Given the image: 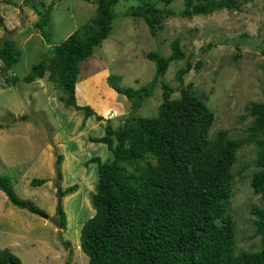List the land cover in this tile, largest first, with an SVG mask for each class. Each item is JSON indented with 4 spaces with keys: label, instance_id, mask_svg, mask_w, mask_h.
Here are the masks:
<instances>
[{
    "label": "rangeland",
    "instance_id": "obj_1",
    "mask_svg": "<svg viewBox=\"0 0 264 264\" xmlns=\"http://www.w3.org/2000/svg\"><path fill=\"white\" fill-rule=\"evenodd\" d=\"M51 1L0 0V40L13 37L21 51L19 62L10 71L21 80L12 86L3 78L0 82V174L8 178L20 198L32 201L48 216L17 207L0 189V251L9 249L24 264H88V255L80 246L81 229L95 214L91 196L98 183V163L86 162L113 156L106 144L95 140L105 134L107 125L97 114L111 119L117 128L130 113L128 99L114 91L107 77L119 75L123 85L135 88L149 84L156 75V64L147 53L169 56L172 41L179 37L187 58L193 65L201 62V67L191 69L181 82L176 74L186 66L187 58L172 61L138 114H158L162 82L175 88L173 98L180 97L181 90L192 82L193 91L214 112L210 135L226 130L230 138L242 139L254 120L248 107L264 100V0H242L239 9L192 18L169 17L155 36L142 17L115 18L110 35L81 64L78 101L96 110L87 118L84 110L65 104L66 95L50 79L49 71L31 83L23 80L44 54L93 17L97 8L96 0H56L45 28L50 35L47 41L37 22L39 12L43 13ZM143 1L163 7L160 0H119L115 10L123 12ZM184 2L172 0L169 7L179 11ZM257 151L255 143L245 144L233 167L230 213L236 225L235 254L261 249L252 213L253 208L264 207L251 185ZM42 178L47 179L44 184H31L33 179ZM73 185L77 190L60 196L59 188ZM59 202L66 213L65 227L50 220H60Z\"/></svg>",
    "mask_w": 264,
    "mask_h": 264
},
{
    "label": "trees",
    "instance_id": "obj_2",
    "mask_svg": "<svg viewBox=\"0 0 264 264\" xmlns=\"http://www.w3.org/2000/svg\"><path fill=\"white\" fill-rule=\"evenodd\" d=\"M163 7L150 1L117 12L119 0H96L95 15L79 26L62 43L47 52L23 78L33 82L47 71L66 95L65 104L84 110L86 118L96 110L81 104L77 97V81L81 64L94 55L113 29V20L122 17H142L156 35L169 17L192 18L223 9H239L242 0H185L184 8L175 11L169 7L172 0H160ZM56 0L40 13L37 27L49 41L45 28L51 22ZM38 12V11H37ZM180 38L172 43V52L163 56L157 51L147 53L156 64V75L140 88L122 84L119 75L110 74L108 84L130 102V113L117 128L106 120L105 134L95 139L107 145L112 158L100 157L86 162L98 163V183L91 203L95 214L81 229V249L88 255V264H264V207H255L256 233L261 238V249L235 254L236 225L230 213V199L234 193V164L238 151L255 143L258 147L251 185L253 192L264 201V100L248 107L254 118L242 139H232L226 130L210 135L214 112L193 91L190 82L173 98L175 88L162 82L163 101L154 117H143L138 110L152 97L160 76L170 63L186 59ZM21 51L13 37L0 40V82L9 85L21 79L10 71L19 62ZM238 57V55H236ZM201 62L193 65L187 58L186 66L177 71L178 81ZM25 118V116H22ZM62 156L57 158L58 176ZM47 179H33V186ZM73 185L58 189L60 196L77 190ZM0 189L19 208L46 214L32 201L20 198L8 178L0 174ZM58 215L66 225L62 202ZM0 264H24L9 249L0 251Z\"/></svg>",
    "mask_w": 264,
    "mask_h": 264
},
{
    "label": "water",
    "instance_id": "obj_3",
    "mask_svg": "<svg viewBox=\"0 0 264 264\" xmlns=\"http://www.w3.org/2000/svg\"><path fill=\"white\" fill-rule=\"evenodd\" d=\"M40 215H42V216L48 218V216L45 215V214L40 213ZM50 220H51L56 226H58V227H62V222H61L60 220H58L57 218L54 217V218H51Z\"/></svg>",
    "mask_w": 264,
    "mask_h": 264
},
{
    "label": "crops",
    "instance_id": "obj_4",
    "mask_svg": "<svg viewBox=\"0 0 264 264\" xmlns=\"http://www.w3.org/2000/svg\"><path fill=\"white\" fill-rule=\"evenodd\" d=\"M114 21V20H113ZM129 101V100H128ZM129 105H130V102H129ZM129 111H130V107H129Z\"/></svg>",
    "mask_w": 264,
    "mask_h": 264
}]
</instances>
